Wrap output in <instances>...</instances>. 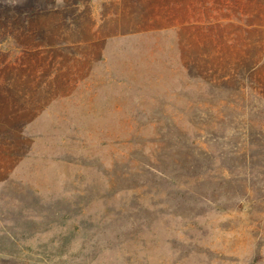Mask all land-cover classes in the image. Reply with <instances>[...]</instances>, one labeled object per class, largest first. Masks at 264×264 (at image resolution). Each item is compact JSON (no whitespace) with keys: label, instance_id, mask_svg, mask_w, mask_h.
<instances>
[{"label":"rangeland","instance_id":"1","mask_svg":"<svg viewBox=\"0 0 264 264\" xmlns=\"http://www.w3.org/2000/svg\"><path fill=\"white\" fill-rule=\"evenodd\" d=\"M0 264H264V0H0Z\"/></svg>","mask_w":264,"mask_h":264}]
</instances>
